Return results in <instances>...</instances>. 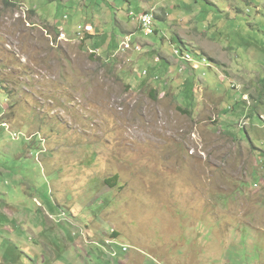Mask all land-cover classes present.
<instances>
[{
	"label": "rangeland",
	"instance_id": "374dc122",
	"mask_svg": "<svg viewBox=\"0 0 264 264\" xmlns=\"http://www.w3.org/2000/svg\"><path fill=\"white\" fill-rule=\"evenodd\" d=\"M262 97L264 0H0V264H264Z\"/></svg>",
	"mask_w": 264,
	"mask_h": 264
},
{
	"label": "built area",
	"instance_id": "2783aa9c",
	"mask_svg": "<svg viewBox=\"0 0 264 264\" xmlns=\"http://www.w3.org/2000/svg\"><path fill=\"white\" fill-rule=\"evenodd\" d=\"M139 21H140L142 30L145 31L147 35H152L154 33V31H153V24H154V16H153V14L144 13V15L140 16ZM61 37H66V36H65L64 33H62L61 34ZM124 46H125L126 49H130V45L128 43H125ZM175 55L178 56L179 58H181V61H183V62H186V63H189V64H192L193 63V59L190 56V54L182 55L179 50H176L175 51ZM193 68L195 70H198L199 69V66L194 65ZM182 70H184V69H182ZM14 137L17 139L18 138V135L17 134H14ZM118 245H119L118 242L116 240H114V242H110L108 244L106 243V249L115 248ZM119 246H120V250L123 253H125V252L128 253L129 250L131 249L127 245L121 244ZM103 249H105L104 246H103ZM114 253H115V256L114 257H116L118 254H117V252H114Z\"/></svg>",
	"mask_w": 264,
	"mask_h": 264
},
{
	"label": "trees",
	"instance_id": "16d2710c",
	"mask_svg": "<svg viewBox=\"0 0 264 264\" xmlns=\"http://www.w3.org/2000/svg\"><path fill=\"white\" fill-rule=\"evenodd\" d=\"M141 29H142V27H141ZM181 52V51H180ZM182 55H186L185 53H184V51H182V53H181ZM113 180H115L114 178L112 179H108L107 181H106V184L107 185H109L110 187H115V185H113V183H112V181Z\"/></svg>",
	"mask_w": 264,
	"mask_h": 264
},
{
	"label": "clouds",
	"instance_id": "9594fccd",
	"mask_svg": "<svg viewBox=\"0 0 264 264\" xmlns=\"http://www.w3.org/2000/svg\"><path fill=\"white\" fill-rule=\"evenodd\" d=\"M111 239H117V238H116V237H113V238H111ZM116 241H117V240H116ZM117 242H119V241H117ZM96 245H98V244H96ZM118 247H120V246H117V248H118ZM103 250H104V249H103ZM130 250H131V249H130ZM130 250H129V251H130ZM104 251H105V250H104ZM108 251H109V250H108ZM105 252H106V251H105ZM123 254H126V253H123ZM118 256H119V255H117L116 257H113V258H117Z\"/></svg>",
	"mask_w": 264,
	"mask_h": 264
},
{
	"label": "bare ground",
	"instance_id": "6f19581e",
	"mask_svg": "<svg viewBox=\"0 0 264 264\" xmlns=\"http://www.w3.org/2000/svg\"><path fill=\"white\" fill-rule=\"evenodd\" d=\"M66 36V35H65ZM61 39L60 40H64V39H66V37H60ZM96 52V51H95Z\"/></svg>",
	"mask_w": 264,
	"mask_h": 264
},
{
	"label": "crops",
	"instance_id": "0c3cea01",
	"mask_svg": "<svg viewBox=\"0 0 264 264\" xmlns=\"http://www.w3.org/2000/svg\"><path fill=\"white\" fill-rule=\"evenodd\" d=\"M264 97L261 98V100L263 99Z\"/></svg>",
	"mask_w": 264,
	"mask_h": 264
}]
</instances>
